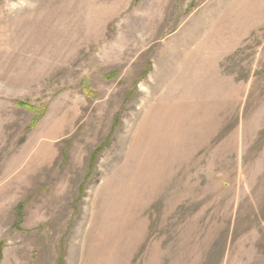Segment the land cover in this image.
Listing matches in <instances>:
<instances>
[{
  "label": "rangeland",
  "instance_id": "1",
  "mask_svg": "<svg viewBox=\"0 0 264 264\" xmlns=\"http://www.w3.org/2000/svg\"><path fill=\"white\" fill-rule=\"evenodd\" d=\"M0 264H264V0H0Z\"/></svg>",
  "mask_w": 264,
  "mask_h": 264
}]
</instances>
